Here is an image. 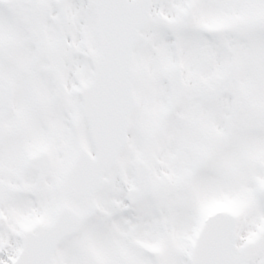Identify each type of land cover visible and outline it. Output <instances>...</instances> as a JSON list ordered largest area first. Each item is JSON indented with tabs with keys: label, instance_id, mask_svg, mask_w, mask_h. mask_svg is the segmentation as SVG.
<instances>
[{
	"label": "snow or ice",
	"instance_id": "1",
	"mask_svg": "<svg viewBox=\"0 0 264 264\" xmlns=\"http://www.w3.org/2000/svg\"><path fill=\"white\" fill-rule=\"evenodd\" d=\"M0 264H264V0H0Z\"/></svg>",
	"mask_w": 264,
	"mask_h": 264
}]
</instances>
